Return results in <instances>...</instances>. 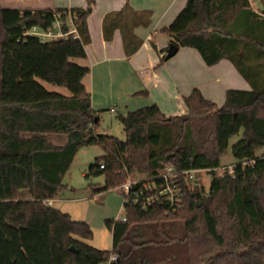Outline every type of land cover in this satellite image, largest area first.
<instances>
[{
  "label": "trees",
  "instance_id": "trees-1",
  "mask_svg": "<svg viewBox=\"0 0 264 264\" xmlns=\"http://www.w3.org/2000/svg\"><path fill=\"white\" fill-rule=\"evenodd\" d=\"M86 2L87 9L55 12L0 4V264H106L113 255L118 259L111 264H264V155H258L264 149V0H189L162 30L179 49L198 51L208 67L231 62L251 90L227 91L219 107L195 89L184 99L185 116L167 118L156 104L117 115L125 141L97 133L101 118L83 85L90 70L73 61L87 58L91 41L94 0ZM149 18L126 5L105 16V37L108 28L120 29L133 54L142 45L133 29ZM57 19L64 32L71 19L78 37L43 42L27 34L48 31ZM58 134L68 136L65 146L49 142L47 135ZM240 134L232 146L233 174L219 173ZM95 145L105 154L85 178L103 176L104 185L84 191L120 192L128 179L161 185L156 177L166 166L174 167L181 191L173 206L165 197L146 208L125 202L126 221L105 223L113 235L109 251L87 243L94 237L87 222L49 204L67 188L64 178L79 150ZM190 170L208 172L207 191L187 180ZM27 189L32 199L18 200Z\"/></svg>",
  "mask_w": 264,
  "mask_h": 264
},
{
  "label": "crops",
  "instance_id": "crops-1",
  "mask_svg": "<svg viewBox=\"0 0 264 264\" xmlns=\"http://www.w3.org/2000/svg\"><path fill=\"white\" fill-rule=\"evenodd\" d=\"M188 1L94 0L92 12L87 18L91 38L85 47L87 58L73 61L90 70L89 75L83 80V85L91 95L94 111L100 116L107 111L115 116L127 114L154 104L167 118L185 116L188 109L184 99L195 89L219 107L225 104L227 91L251 90V85L228 60H221L217 65L208 67L198 51L185 47L179 49L178 54L169 61H165L166 50L171 42L162 30L175 21ZM0 4L4 9L22 12L24 10L55 12L88 7L86 0H0ZM126 5L134 12L150 13L148 25H138L133 29V36L142 41V45L133 54L126 52L125 40L120 29L112 33L108 28L110 39L105 37L104 32L105 16L119 13ZM55 92L66 95L62 90ZM47 136L49 142L56 147L65 146L68 142L67 135ZM258 155H264V149ZM222 158V167L236 164L235 160L226 164ZM64 184L67 188L60 193L58 199L52 201L51 206L68 214L74 221L87 222L91 229L95 225L98 234L95 231L93 239L87 243L100 250H111L113 235L107 230L105 223L120 216L124 199H115L114 194H111L113 191L104 194L86 192L72 198L68 193L82 191L85 187ZM27 190L19 191L18 200L32 199L30 191ZM99 198L103 199L102 205H99ZM114 199L117 201L116 208L112 207Z\"/></svg>",
  "mask_w": 264,
  "mask_h": 264
},
{
  "label": "built area",
  "instance_id": "built-area-1",
  "mask_svg": "<svg viewBox=\"0 0 264 264\" xmlns=\"http://www.w3.org/2000/svg\"><path fill=\"white\" fill-rule=\"evenodd\" d=\"M70 28L68 32L63 31V23L57 19L55 25L52 29L48 31H43L40 28H33L27 32L28 35L40 38L43 42H51L56 40L57 38L68 39L70 37L77 38L78 32L77 29L70 19L68 21ZM252 164V162H245L246 164ZM104 169V166H101ZM234 166L231 167H221L218 172L223 174L224 172L228 171L229 175L233 174ZM204 171H196L190 170L185 173V177L187 180L194 181L195 175L198 173H204ZM157 179H161L163 183L158 185L156 179H140V180H133L128 179L126 183L119 189L122 193V197L124 198V203L131 200L135 204H141L143 208L151 206L155 204L158 200L162 197H165L167 201L170 203L171 206L181 201V191L179 187V183L177 181V173L172 166H166L165 169L159 172V175L156 177ZM52 201H49L51 205ZM123 222L126 221V217L119 218ZM118 259L117 255H113L110 260L109 264L116 262Z\"/></svg>",
  "mask_w": 264,
  "mask_h": 264
},
{
  "label": "rangeland",
  "instance_id": "rangeland-1",
  "mask_svg": "<svg viewBox=\"0 0 264 264\" xmlns=\"http://www.w3.org/2000/svg\"><path fill=\"white\" fill-rule=\"evenodd\" d=\"M41 83L44 85V87H46L51 92H55V90H62L63 92H65L67 96L70 95L69 91L66 88H62L58 86L55 87V86L49 85L42 81ZM100 118H101V121L97 129L98 134L103 135V136L111 135L119 139L120 141L126 140V134L124 133L123 125L120 123L118 118H116V116L113 113H110L109 111H107L106 113H103L100 116ZM240 139H241V134L238 136H235V138H233L230 141V145H229L230 149L228 153L222 158V161L224 163L230 164L234 161V158L232 156V148H233L232 146L235 145V143L239 141ZM104 154H105L104 150H102L101 147L96 146V145L80 149L79 153L76 155L75 160L73 161L71 165L69 172L64 178V183H70L74 187L76 186L78 188H83V187L86 188L89 185H104L103 176H98V177L91 176L90 178H85L84 176V174L87 175L89 173V168L91 164L95 163L96 159L104 156ZM226 167H229V166H226ZM193 183L205 187L207 191L211 183L210 175L208 174V172L198 173L195 175V180L193 181ZM82 193H86V191L82 190V191H76L74 193H68V196L72 198H76ZM111 194H114L113 197L117 200L119 198H122V200L124 199L121 196V193L119 191H113L111 192ZM115 199L112 203L113 205L112 207L116 208L117 201L115 202ZM102 204H103V199L99 198V205H102ZM119 214L120 216L114 219H119L124 216L123 207ZM92 230L94 231V233L95 231H97L95 225L92 226ZM96 233L98 234V231Z\"/></svg>",
  "mask_w": 264,
  "mask_h": 264
},
{
  "label": "water",
  "instance_id": "water-1",
  "mask_svg": "<svg viewBox=\"0 0 264 264\" xmlns=\"http://www.w3.org/2000/svg\"><path fill=\"white\" fill-rule=\"evenodd\" d=\"M178 51H179V47L174 43H170L168 49L166 50L167 53L165 56V61H169V59L176 56L178 54ZM71 250L75 251L74 248H72Z\"/></svg>",
  "mask_w": 264,
  "mask_h": 264
}]
</instances>
